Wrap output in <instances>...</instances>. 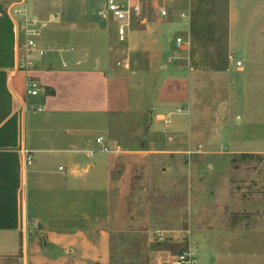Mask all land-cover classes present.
<instances>
[{"label": "crops", "instance_id": "crops-1", "mask_svg": "<svg viewBox=\"0 0 264 264\" xmlns=\"http://www.w3.org/2000/svg\"><path fill=\"white\" fill-rule=\"evenodd\" d=\"M108 1L8 0L0 5V264L102 261L97 255L102 249L91 245L107 238L114 225H101L105 230L100 234L93 230L99 225L89 214L87 193L93 188L110 191L115 181L104 155L88 176L85 150L95 146L94 127L105 128L109 119L131 113L154 121L190 104L198 81L203 115L218 106L230 109L236 101L233 67L244 79L239 80L246 91L244 104L263 100L264 0H153L160 6L148 10L141 0H116L142 8L123 41L120 22L114 18L118 24L113 30L98 13ZM12 8L21 9L20 14L14 15ZM91 12L103 21H92ZM29 18L48 23L39 38L45 52L35 56L30 70H22L19 44L26 36L20 27ZM234 54L245 65L239 59L232 65ZM127 57L130 69L117 66ZM249 76L255 78L252 97L247 94ZM28 78L38 83V95L27 94ZM221 93L228 95L222 98ZM24 150L32 155V165L25 164ZM76 200L91 209L79 218L71 217L80 204ZM256 228L230 227L225 233ZM42 237H48L46 246Z\"/></svg>", "mask_w": 264, "mask_h": 264}, {"label": "rangeland", "instance_id": "rangeland-1", "mask_svg": "<svg viewBox=\"0 0 264 264\" xmlns=\"http://www.w3.org/2000/svg\"><path fill=\"white\" fill-rule=\"evenodd\" d=\"M140 3L144 10L160 6L153 0ZM88 17L96 23L104 19L116 30L118 22L111 15L101 19L91 12ZM238 59L245 65L238 54L232 65ZM116 64L131 68L128 57ZM230 75L236 84L230 109L218 106L203 115L198 81L192 85L191 103L155 118L156 124L151 117L131 113L109 119L105 128H93L94 138L103 136L124 150L89 158L92 176L100 167V155L106 157L103 162L112 166L114 185L110 191L93 188L91 195L88 190L92 210L76 200L77 211L70 212L79 218L91 210L98 220L99 226H93L97 234L106 222L114 225L107 229V238L94 239L91 246L102 249L97 254L102 261L93 264H163L168 253L189 249L196 264H264V153L232 152L264 149V96L259 104H244L242 73L233 67ZM254 81L253 76L247 78L249 97ZM256 226L248 232L225 233L230 227L242 231ZM46 239H40L45 246Z\"/></svg>", "mask_w": 264, "mask_h": 264}, {"label": "built area", "instance_id": "built-area-1", "mask_svg": "<svg viewBox=\"0 0 264 264\" xmlns=\"http://www.w3.org/2000/svg\"><path fill=\"white\" fill-rule=\"evenodd\" d=\"M8 0H0V5L7 2ZM15 4L13 6H21L24 3ZM12 13L14 15L20 14L21 9L12 8ZM101 17L107 15L113 16L117 21H119L118 34L121 41L125 40L127 31L130 28L132 20L135 17H139L142 14V8L140 4H128L120 5L116 0H109L107 8L98 12ZM161 15H167V10L165 8L161 9ZM185 17L184 13L180 14ZM47 22L39 21L33 18L26 19L22 26L20 27V32H22L26 38L19 44V58H20V68L22 70H30L33 65V59L35 56H41L44 54L45 50L39 44V38L42 31L47 26ZM177 45L182 43V38L178 37L176 39ZM240 65V62H237ZM26 92L30 96H36L39 93L38 83L32 79L28 78L25 83ZM95 146L85 150V154L88 158H94L98 154H112L118 155L123 153L124 150L120 145L108 144L103 136H97L94 139ZM24 161L26 165L33 164V157L28 150H24ZM63 166H59V170H62ZM192 250H186L178 254L168 253L162 261L163 264H196L193 258Z\"/></svg>", "mask_w": 264, "mask_h": 264}]
</instances>
